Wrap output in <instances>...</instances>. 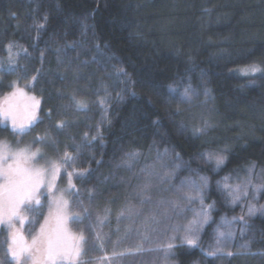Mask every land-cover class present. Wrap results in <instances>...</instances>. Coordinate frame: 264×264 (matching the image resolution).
<instances>
[{
	"label": "trees",
	"instance_id": "16d2710c",
	"mask_svg": "<svg viewBox=\"0 0 264 264\" xmlns=\"http://www.w3.org/2000/svg\"><path fill=\"white\" fill-rule=\"evenodd\" d=\"M246 64L262 71L236 72ZM0 67V95L13 81L31 85L45 114L34 128L50 121L43 130L52 145L73 157L65 169L86 173L73 180L71 222L76 213L84 221L95 204L114 210L130 200L120 182L125 153H139L137 169L163 143L185 161L221 150L225 163L216 172L202 166L211 179L206 200L218 205L214 220L224 202L212 180L264 168V0H0ZM185 85L199 93L195 102L204 92L212 105L203 134L193 133L196 118L179 101ZM73 97L86 99V109ZM11 131L0 120V138ZM212 224L199 247L176 242L177 264H264V215L236 228L256 255L241 248L207 257Z\"/></svg>",
	"mask_w": 264,
	"mask_h": 264
},
{
	"label": "rangeland",
	"instance_id": "374dc122",
	"mask_svg": "<svg viewBox=\"0 0 264 264\" xmlns=\"http://www.w3.org/2000/svg\"><path fill=\"white\" fill-rule=\"evenodd\" d=\"M253 68H256L257 71H252ZM259 71H262V67L259 64H246L236 69L237 73L244 75L258 73ZM25 85L28 84L16 83L17 87L24 89L27 96H35L40 101L39 96L30 88L25 87ZM185 88H187L186 85L182 87L181 91L178 93L180 97L179 101L182 103L183 108L190 107L191 115L196 118L197 127H203L205 122L210 126L211 121H209V119L210 117L212 118V105L210 100L206 97L204 92H202V95L199 97L198 103L195 102V100L198 99L199 93L195 92H192L190 101L182 100V94ZM13 91H15L14 87L0 95V108H7L9 105L14 106L18 120H23L26 116V106L30 104V101L24 97H12L11 94ZM75 95L80 98L79 92ZM78 100H83L87 105L88 101L86 99ZM190 105H198V107L193 109ZM38 115L40 118L45 116L41 105H39ZM0 120L12 130L11 120H4L2 116H0ZM49 122L50 121H48V123L42 122L40 127H31V130L24 134L11 131V137H8V135L3 136L0 138V142H6L11 150L25 147H29L31 151L40 149L43 158H37V166L48 167L49 160H56L59 162L64 154L63 150V152L60 150L57 151L54 145H52L54 142L52 136H48L49 134L43 130L48 128ZM38 137H44V142H39L37 139ZM160 142L161 139L157 140V144H160ZM165 150H167V156L161 159L160 156L165 153ZM209 154H220L224 156L221 150H212L196 156L193 161H185L180 157L179 160H177V155L174 151L163 143L159 154H147L146 156H152V158L144 160V164H141L137 169L133 168V162L132 169L125 166L128 168L127 178L125 180L120 178V182L122 183L121 189L123 192L122 194H126V198L130 200H125L122 205L118 203L117 205L120 207L114 210L111 208L106 209V207L102 206V203H100V205L95 204L91 209H88V215L84 221H79L81 219L79 218V220H76L77 222H71V219L68 222L70 231L74 234H79L82 231L87 241L83 245L84 254L79 257L80 264H177L175 247L167 255V258H165V252L161 249H163L167 243H173L175 245L176 242H181L179 237L183 236V232L174 233L172 228H183L187 226L188 222L194 218L195 213L198 212L201 207L198 199H195L191 203L184 199L185 193L190 192L191 185H181V181H196L200 183L201 177L207 178L208 181V186L205 189L204 195V206L207 207L210 204L214 205L210 210L209 222L213 224L205 242L206 248L211 250L216 247V230L218 228L220 231H227L224 220L232 221L235 218V222L231 225L232 237L224 240L220 246L223 248L224 253L231 251L234 254L236 251L240 250L242 248L241 246L247 243L243 244V241H241V239L245 237V234H243L242 231L239 232V227L236 231L237 225L241 221L239 218L241 216L244 217V220L251 218L247 215L249 203L255 204L258 208L264 205V197L261 196L262 190L257 192L255 189L256 185H264V168H255L249 165L245 167L246 169L243 174H240L237 178H217L212 180L224 202L223 209L221 211L219 210L220 212H218L219 214L218 216L216 215L217 218L214 220L213 212H215L214 210L218 211V205L215 202L206 200V194L208 193L211 179L202 166L209 167L213 173L219 168L216 167L214 159L209 160ZM178 164L180 165L179 168L176 167ZM65 168L66 166L63 164L54 181L52 180L51 173H49L47 179L49 182L54 183L55 187L51 194L46 188L41 189L42 195L40 198L42 207L40 211L42 215L37 217L38 222L35 225L25 223L21 229L29 243H31V236L39 230V225L43 223L44 217L49 214L50 201L58 197L61 192L64 193V198L69 202L66 211L71 217L69 207H71V194L74 188L70 191H66L69 188L67 173H73L72 184H74L73 180L76 177V172L73 170L71 171V169L66 170ZM148 172H152L153 175L149 177L147 174ZM169 173L172 175L168 176L167 174ZM162 176L165 177L164 182L160 181V177ZM148 179L151 180V188L149 190L151 199L142 205L140 203L142 197L137 193L140 191V186ZM226 185L228 188L240 186L241 189L247 185L248 195L246 197L242 195L238 202L233 203L231 197L227 195L228 188L225 187ZM104 192L109 193L108 190ZM192 194L195 196L194 192ZM254 196L255 199H253ZM174 200L179 201L184 211H172L171 205L168 202ZM160 201L164 203L160 205ZM129 204L133 206V214L131 215L127 211ZM79 205H81L78 206L80 212L83 204L80 202ZM51 207L53 214H55V205ZM165 209H167L168 212L167 217L163 214ZM136 212H138V214H135ZM121 213H123V215H121ZM26 214L29 216V219L33 216L31 212ZM153 214H155L159 223L149 224L148 230L146 231L144 220L146 217ZM256 215H264V213L258 212ZM212 218L213 221H211ZM110 219H114V226L113 223L109 222ZM16 227L21 228L19 224H17ZM203 229L199 234L198 243H201L200 235ZM8 231L6 226H0V261H3L4 264H15V261H12L11 257L6 255L5 251L7 245L4 241ZM174 235L177 236V239L171 240L170 237ZM146 236L147 239L145 238ZM226 256L227 255H219L216 259ZM63 264H69V262L64 261Z\"/></svg>",
	"mask_w": 264,
	"mask_h": 264
},
{
	"label": "snow or ice",
	"instance_id": "6c2138e0",
	"mask_svg": "<svg viewBox=\"0 0 264 264\" xmlns=\"http://www.w3.org/2000/svg\"><path fill=\"white\" fill-rule=\"evenodd\" d=\"M12 45L8 46L9 52H11ZM95 60V58H93ZM0 71H4L0 67ZM8 72L15 71L14 68L9 67ZM252 71H257L253 68ZM118 76H127V73L120 69L117 72ZM32 80L35 81L36 77L33 76ZM15 88L12 92V97H24L30 104L26 106V116L23 120H18L16 109L14 106L9 105L7 108H0V116L4 120H11V127L13 132H19L24 134L31 130L36 123L41 121L38 115L40 101L35 96H27L23 88L16 86V82L13 81L10 85ZM25 87H31V85H25ZM174 88H170V92H175ZM192 95L191 88H185L182 94V100L190 101ZM73 101L78 110H85L87 105L83 100H78L73 97ZM103 103V101H101ZM51 116V112L48 113ZM64 122H60L58 127H64ZM209 127L207 122L203 127H198L193 129L194 134H203L205 130ZM87 135V134H85ZM39 142H44V137L37 138ZM96 139V137H93ZM139 156L137 152L125 153V158L122 160V165L131 168L132 161H135ZM167 156V150L160 156L161 159ZM43 158L40 149L31 151L29 147L19 148L16 150H11L10 146L6 142H0V226H6L8 231L7 237L4 243L6 247V255L11 257L15 264H63L64 261H68L69 264H80L79 257L83 254V245L87 242L86 238L81 231L79 234H74L68 228V222L71 219L66 209L68 207V201L64 198V193L61 192L58 197L50 201L49 214L44 217L43 223H40L39 230L31 236V243L27 241L23 235L22 228L25 223H30L35 225L38 220L37 217L42 215L40 209L42 207L41 189L46 188L51 194L55 185L49 182L47 177L51 173L52 180L54 181L56 176L59 174L61 166L67 164L73 159V157L68 153L64 152L63 158L57 162L56 160H49L48 167L37 166V158ZM179 160V156H176ZM215 160L216 167L219 168L225 163V157L220 154H209V160ZM119 166V165H118ZM177 168L180 167L178 164ZM149 177L153 175L152 172L147 173ZM76 175L79 178H83L86 173L78 172ZM171 176L172 174H167ZM69 188L66 191H70L75 188L72 184V172L67 173ZM165 177H160V181L164 182ZM191 185V190L185 193L184 199L191 203L195 199L200 202V210L195 213V216L190 220L187 226L180 228L174 227L172 231L174 233L183 232V236L179 237L181 245H187L189 247L195 248L199 247V234L203 227L209 223L210 220V210L214 205L204 206V195L205 189L208 186L207 178L201 177L200 183L196 181H181V185ZM228 188V186H225ZM151 188V180L148 179L143 185L140 186V191L137 193L142 197L140 203L143 205L145 202L150 201L151 196L149 190ZM255 189L257 192L264 189V185H256ZM195 193L193 196L192 193ZM227 195L231 197L233 203L238 202L241 196H247V185L241 189L240 186L235 188H228ZM255 199V196L253 197ZM164 202L160 201V205ZM172 211H184L178 200L169 201ZM52 205H55V214L52 212ZM159 207V205H158ZM127 211L129 214H133V206L128 205ZM28 212L33 213L31 219L26 214ZM87 214V208L84 209ZM264 213V205L259 208L253 204L249 203L247 208V215L249 217L255 216L257 213ZM135 214H138L136 212ZM164 216L167 217V209L164 211ZM123 215V213H121ZM75 218L79 219V213L75 214ZM241 221L244 217L239 218ZM235 222V218L232 221L224 220V225L227 231H220L219 228L216 230V247L207 251L205 255L207 257L216 258L219 255L232 256L231 251L224 253L223 248L220 246L222 242L226 239L232 237L231 225ZM151 223H159V220L155 214L148 216L144 220L145 230H148V226ZM19 224L21 228H17L16 225ZM147 239V236L145 237ZM171 240L177 239V236L170 237ZM175 247L173 243H167L163 249L165 252V258ZM245 252L239 254H250L256 255V253L247 252L248 245H242ZM203 251V249H201ZM0 264H4L0 261Z\"/></svg>",
	"mask_w": 264,
	"mask_h": 264
}]
</instances>
